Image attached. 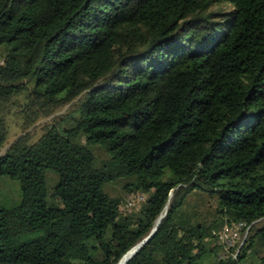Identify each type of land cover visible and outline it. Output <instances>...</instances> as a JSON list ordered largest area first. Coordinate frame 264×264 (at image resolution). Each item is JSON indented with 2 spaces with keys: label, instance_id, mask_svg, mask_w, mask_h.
Segmentation results:
<instances>
[{
  "label": "trees",
  "instance_id": "trees-1",
  "mask_svg": "<svg viewBox=\"0 0 264 264\" xmlns=\"http://www.w3.org/2000/svg\"><path fill=\"white\" fill-rule=\"evenodd\" d=\"M13 127L0 264H264V0H0Z\"/></svg>",
  "mask_w": 264,
  "mask_h": 264
},
{
  "label": "rangeland",
  "instance_id": "rangeland-1",
  "mask_svg": "<svg viewBox=\"0 0 264 264\" xmlns=\"http://www.w3.org/2000/svg\"><path fill=\"white\" fill-rule=\"evenodd\" d=\"M62 110H58V112H61ZM47 121V119H40L36 122V125L34 127L30 128V130L35 129V134L32 135V138L35 139L37 135L40 133V125ZM24 133H21L17 127H13L11 129L10 135L7 139V141L4 143L2 149L0 150V153L4 152L5 149L19 136L23 135ZM0 202H3L4 204H11L14 201H16L19 198V191L17 189V186L13 180L9 178L0 179ZM136 203V202H135ZM134 204V203H133ZM133 204H127L128 208H130ZM263 222V219H260L257 224L260 225ZM231 226V225H230ZM229 225L224 226L223 228L230 227ZM221 228L220 230H222ZM219 230V231H220ZM247 232V228L244 226L242 229L238 230V234L236 235V238H229L226 241L222 239H219L217 243L220 246V254L225 255L229 252V248H233V250H236L237 244H240ZM233 253V252H232Z\"/></svg>",
  "mask_w": 264,
  "mask_h": 264
},
{
  "label": "built area",
  "instance_id": "built-area-1",
  "mask_svg": "<svg viewBox=\"0 0 264 264\" xmlns=\"http://www.w3.org/2000/svg\"><path fill=\"white\" fill-rule=\"evenodd\" d=\"M132 203L133 201L131 200L129 204H132ZM244 226H245L244 222H238V223L233 224L230 227L223 228L222 230L218 232V237L219 239H222V241L223 240L226 241L229 238L231 239L236 238V235L238 234V230L242 229Z\"/></svg>",
  "mask_w": 264,
  "mask_h": 264
},
{
  "label": "water",
  "instance_id": "water-1",
  "mask_svg": "<svg viewBox=\"0 0 264 264\" xmlns=\"http://www.w3.org/2000/svg\"><path fill=\"white\" fill-rule=\"evenodd\" d=\"M165 214V213H164ZM164 216V215H163ZM161 220V219H160ZM160 220L158 221V223L156 225H153L152 228L150 229L149 233L141 240L139 241L137 244H135L134 246H132L127 252H129L131 249H134L132 254L127 257L126 259L122 260V258L127 254V252L125 254H123V256L119 259V261L116 264H124L136 251L139 247H141L155 232Z\"/></svg>",
  "mask_w": 264,
  "mask_h": 264
},
{
  "label": "bare ground",
  "instance_id": "bare-ground-1",
  "mask_svg": "<svg viewBox=\"0 0 264 264\" xmlns=\"http://www.w3.org/2000/svg\"><path fill=\"white\" fill-rule=\"evenodd\" d=\"M166 212V206L163 208L161 214L157 217V219L154 222V225H156L158 223V221L163 217L164 213ZM134 249H131L129 252H127V254L122 258V260L126 259L127 257H129Z\"/></svg>",
  "mask_w": 264,
  "mask_h": 264
}]
</instances>
